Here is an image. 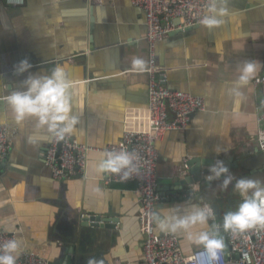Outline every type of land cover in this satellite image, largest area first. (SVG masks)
Returning a JSON list of instances; mask_svg holds the SVG:
<instances>
[{
  "label": "crops",
  "instance_id": "1",
  "mask_svg": "<svg viewBox=\"0 0 264 264\" xmlns=\"http://www.w3.org/2000/svg\"><path fill=\"white\" fill-rule=\"evenodd\" d=\"M222 19L212 29L201 24L175 29L157 45L156 62L167 87L203 97L205 110L192 115L185 130H169L155 143V213L164 219V212L172 214L176 206L182 215L192 204L210 205L215 217L207 230L215 232L218 225L225 242L224 214L235 211L242 199L233 189L235 179L264 180V149L257 141L262 96L253 85L264 73V0H229ZM144 35L143 13L132 0H0V123L9 127V149L0 160V229L15 235L19 251L41 255L49 264H88L90 259L145 264L135 190L113 187L97 171L104 160L98 150L122 138L125 109L146 105ZM23 59L39 75L63 65L72 82L71 114L78 123L71 136L90 149L85 170L64 180L53 178L45 162L52 136L37 129L34 119L16 124L2 99L22 90L28 73L17 76L13 69ZM137 59L141 65L134 64ZM245 61L256 62L257 71L246 85H238V68ZM215 159L224 160L234 177L227 188L223 176L208 182L203 175L190 194L171 190L187 175L190 161L204 168ZM89 215L116 223L81 225ZM154 224L161 232L155 217ZM176 234L183 253L202 247L184 240L183 230Z\"/></svg>",
  "mask_w": 264,
  "mask_h": 264
},
{
  "label": "built area",
  "instance_id": "2",
  "mask_svg": "<svg viewBox=\"0 0 264 264\" xmlns=\"http://www.w3.org/2000/svg\"><path fill=\"white\" fill-rule=\"evenodd\" d=\"M19 3L21 0H7ZM141 9L145 25L144 39L147 45L146 105L127 107L122 119V138L109 143L98 151L119 153L127 151L133 156L129 169L121 173H104L106 182H134L140 202L138 228L143 235L142 251L145 264H264V226L256 225L243 233L225 231V249L213 260L205 248L199 247L189 255L183 253L179 237L168 231L158 232L154 224L155 205L159 199L155 169L157 154L155 143L169 130H185L192 115L205 110L204 98L189 91L172 89L166 85V74L156 62L157 45L165 34L177 29L200 25L210 0H132ZM262 96V109L257 116L258 146L264 149V73L253 79ZM9 127L0 123V160L9 149ZM89 149L86 144L65 135L63 139L52 137L45 153V162L53 178L64 180L74 172L85 170ZM127 171L130 178L122 180ZM194 183L193 185H195ZM198 184V183H197ZM190 188L194 192L197 187ZM187 195V193H186ZM15 238L13 233L0 229V245ZM16 239V238H15ZM16 264H49L41 255L20 250Z\"/></svg>",
  "mask_w": 264,
  "mask_h": 264
},
{
  "label": "clouds",
  "instance_id": "3",
  "mask_svg": "<svg viewBox=\"0 0 264 264\" xmlns=\"http://www.w3.org/2000/svg\"><path fill=\"white\" fill-rule=\"evenodd\" d=\"M229 0H210L206 13L201 17L200 24L208 29L220 26L227 13ZM223 5V6H221ZM135 65H141L142 61L135 60ZM33 65L28 59L19 61L14 66V74L22 76V90H13L2 99L11 111L16 124L22 125L26 120L34 119L37 129H44L56 139H63L65 135H71L78 123V117L72 115V82L68 79L63 65L55 66L50 74L39 75L31 73ZM257 71V63L245 61L238 68V85H246ZM107 159L98 166L101 173H121L129 169L133 163L132 154L127 151L119 153H105ZM224 177L222 185L227 188L232 184L234 177L230 174L229 166L224 160L215 159L207 166L205 179L208 182ZM130 178L125 171L122 180ZM198 185H193L197 187ZM233 189L242 197L241 203L235 211L224 214L223 228L233 234L243 233L256 225L264 226V180L251 178H238L232 184ZM181 206L166 210L164 219L153 213L158 220L157 229L176 233L183 230L184 240L189 244L202 245L209 256L215 260L225 249L224 238L219 236V226L214 225L215 232H209L208 221L214 219L215 214L210 205L192 204L183 209V214H178ZM183 242V241H182ZM19 255V243L15 238L9 239L0 245V264H16ZM88 264H96L90 259Z\"/></svg>",
  "mask_w": 264,
  "mask_h": 264
},
{
  "label": "water",
  "instance_id": "4",
  "mask_svg": "<svg viewBox=\"0 0 264 264\" xmlns=\"http://www.w3.org/2000/svg\"><path fill=\"white\" fill-rule=\"evenodd\" d=\"M192 27L184 28L183 30L191 29ZM174 32H181V30H176ZM205 165V164H203ZM187 168V175L183 176V179L179 181V184L175 188H171L175 193L182 195L183 192L190 194L192 193L190 188V185H192L195 182H200L203 175H207V167H197V161L192 160L188 164H186ZM110 184L113 187L117 188H130L135 190V183L134 182H117V181H111ZM116 223V220L114 219H108V218H102L99 215H89L88 217L81 218V225H93V226H101L106 227L109 226V223ZM111 224V226L113 225ZM71 260V258H70ZM69 261V259L67 260ZM70 264V263H67Z\"/></svg>",
  "mask_w": 264,
  "mask_h": 264
}]
</instances>
